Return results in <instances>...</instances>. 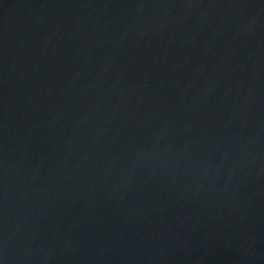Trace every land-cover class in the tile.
<instances>
[{
	"label": "water",
	"instance_id": "95a60500",
	"mask_svg": "<svg viewBox=\"0 0 264 264\" xmlns=\"http://www.w3.org/2000/svg\"><path fill=\"white\" fill-rule=\"evenodd\" d=\"M0 264H264V0H0Z\"/></svg>",
	"mask_w": 264,
	"mask_h": 264
}]
</instances>
